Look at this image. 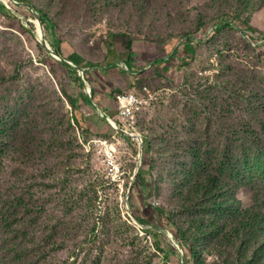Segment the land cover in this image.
<instances>
[{"label":"rangeland","instance_id":"374dc122","mask_svg":"<svg viewBox=\"0 0 264 264\" xmlns=\"http://www.w3.org/2000/svg\"><path fill=\"white\" fill-rule=\"evenodd\" d=\"M238 6L0 0V264H193L169 230L208 222L207 208L187 211L185 177H214L238 208L264 203L248 146L264 145V4ZM145 88L140 146L117 97ZM188 244L197 264H220L205 241Z\"/></svg>","mask_w":264,"mask_h":264},{"label":"trees","instance_id":"16d2710c","mask_svg":"<svg viewBox=\"0 0 264 264\" xmlns=\"http://www.w3.org/2000/svg\"><path fill=\"white\" fill-rule=\"evenodd\" d=\"M222 0H212L213 3H220ZM253 3V0H238V8ZM259 4H264V0H259ZM38 19L41 24L53 36V24L46 13L38 11ZM202 20V17H200ZM236 29L232 24L225 23L220 26V31L224 28ZM54 36L50 43L52 49L58 57H62L60 46L54 43ZM133 41L127 45L129 53L128 65H132V60L136 58ZM67 73L77 71L68 62L63 59L59 61ZM117 62L112 66H116ZM61 92L67 99L70 100L71 106L76 110L77 102L67 93L65 86H61ZM84 101L89 103V97L82 96ZM248 145L252 154L259 162L264 165V145L257 139V143L253 141ZM215 178L206 175L202 183H191L190 177H185L183 188L186 190V198L184 199L187 205V211L200 212L208 209V222L204 224L202 221L196 223H187L184 227L178 226L174 221H170L169 230L174 238L178 241V245L188 254L193 261L196 262V251L190 241L202 240L208 244L209 250L213 253L220 264H264V203L256 202L247 207H235L233 204H227L225 197L219 195ZM183 202V203H184ZM153 208V207H152ZM160 216V221L163 215L162 210L154 209ZM139 222L145 223L142 218ZM147 223V222H146ZM156 236V234H155Z\"/></svg>","mask_w":264,"mask_h":264},{"label":"built area","instance_id":"2783aa9c","mask_svg":"<svg viewBox=\"0 0 264 264\" xmlns=\"http://www.w3.org/2000/svg\"><path fill=\"white\" fill-rule=\"evenodd\" d=\"M71 66H73L70 63ZM127 68V67H126ZM148 92V97L143 94L131 93L122 94L117 97L119 121L125 128L124 131L140 146L143 144L142 134L139 133L140 116L148 105L151 104V100L154 98L150 91L145 88ZM110 123L117 125L115 121L109 117Z\"/></svg>","mask_w":264,"mask_h":264}]
</instances>
